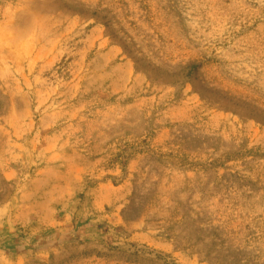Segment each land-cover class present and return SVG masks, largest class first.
<instances>
[{
    "label": "rangeland",
    "instance_id": "374dc122",
    "mask_svg": "<svg viewBox=\"0 0 264 264\" xmlns=\"http://www.w3.org/2000/svg\"><path fill=\"white\" fill-rule=\"evenodd\" d=\"M0 264H264V0H0Z\"/></svg>",
    "mask_w": 264,
    "mask_h": 264
}]
</instances>
